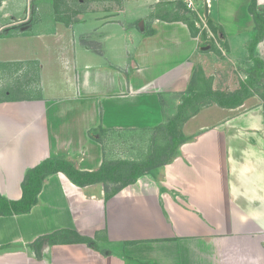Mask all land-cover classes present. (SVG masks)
<instances>
[{
    "label": "crops",
    "instance_id": "0c3cea01",
    "mask_svg": "<svg viewBox=\"0 0 264 264\" xmlns=\"http://www.w3.org/2000/svg\"><path fill=\"white\" fill-rule=\"evenodd\" d=\"M30 1L0 0V39L22 40L0 44L8 200L44 159L82 171L139 161L169 141L168 123L221 54L243 69L264 60L251 0H201L202 28L182 0H36L27 11ZM255 4L264 21V0ZM208 109L214 117L197 121ZM177 128L172 159L108 198L102 182L48 175L28 211L0 214V264H264V98L209 102Z\"/></svg>",
    "mask_w": 264,
    "mask_h": 264
},
{
    "label": "trees",
    "instance_id": "16d2710c",
    "mask_svg": "<svg viewBox=\"0 0 264 264\" xmlns=\"http://www.w3.org/2000/svg\"><path fill=\"white\" fill-rule=\"evenodd\" d=\"M249 9L256 20L263 25L261 31L264 30V21L262 19L263 13L256 10L255 0H251ZM187 10V9H186ZM188 12V10H187ZM192 27L191 23H188ZM259 24V23H258ZM257 24V25H258ZM260 37L254 40L256 43ZM256 66L249 74V79L261 80L264 73V60L255 59ZM260 73H262L260 75ZM199 89V88H198ZM203 89V88H202ZM191 89L186 94L181 102L178 113L174 116L167 125V135L169 141L154 147L139 161L130 160H111L104 162L97 170L94 171H82L78 169L70 160L65 158H49L42 160L36 166L30 168L22 182V197L18 200H8L0 196V214L21 213L28 211L33 204L36 203L37 195L41 190L44 179L55 172H63L73 183L83 186L91 183L102 182L104 184L105 196L110 197L116 193L122 187L135 181L140 175L152 171L154 168L163 165L170 161L173 157L175 147L185 139L183 134L178 131L177 126L182 124L191 115L197 113L200 108L210 101H215L222 107H235L242 104L244 97H240L238 92H232L226 94L214 92L203 93V90ZM190 108V112L188 110ZM182 138L181 140L178 137ZM57 234H49L40 236L35 243L41 245V242L54 239ZM76 240L86 242L93 245L94 242L86 237L76 235Z\"/></svg>",
    "mask_w": 264,
    "mask_h": 264
},
{
    "label": "rangeland",
    "instance_id": "374dc122",
    "mask_svg": "<svg viewBox=\"0 0 264 264\" xmlns=\"http://www.w3.org/2000/svg\"><path fill=\"white\" fill-rule=\"evenodd\" d=\"M30 1V0H29ZM72 3V2H71ZM98 3V2H95ZM36 4V0H31L28 4L27 2V11L30 8H33L34 5ZM45 3H42V5H44ZM88 4V3H86ZM73 6H78V1L75 0L72 3ZM81 8V7H79ZM188 10V9H187ZM188 12L191 13V17H189V19L194 20V21H198V27L202 28L204 27L202 20L204 19L203 14H201V9H200V16L197 15L194 12H191L188 10ZM35 15V13H32L31 16L33 17ZM190 15V14H189ZM88 17H90L88 15ZM35 19V17H34ZM205 20V19H204ZM91 23V22H90ZM89 24V21H86V26ZM210 30L208 29V33ZM214 33V32H213ZM214 37L217 36L215 33L213 34ZM1 37V34H0ZM212 37V35L210 36ZM212 37V38H214ZM219 37V35H218ZM211 38V39H212ZM215 39V38H214ZM80 43H82V40H80ZM0 44H2L3 47H10V44H16L19 47L22 48V40H7L5 41L4 39H0ZM221 41L218 40L216 46H220V52L221 50ZM224 56L221 54V56L219 57L220 60V64L221 67L217 70H215V68L213 67L212 69H214L213 71V76L209 79H205L204 81H206V83H201L200 85H196L194 86L193 89L195 90H203V93H207V92H214L215 96H217V93H222V95H226L232 92H238L240 97H244L247 96L248 93L250 94L247 97H244L243 102L245 101V99H247L248 97H253L255 102L258 100H263L264 98V73L262 76L261 80H256V79H249V74L252 71V69L256 66V62L253 61L252 65L246 69L243 68H239V67H234L231 64H227L228 61L225 60V58H223ZM243 69V70H242ZM262 73H260L261 75ZM199 88V89H198ZM2 95V94H1ZM18 94H11V96H16ZM213 102V101H210ZM242 102V103H243ZM253 102V101H252ZM215 103V101L213 102ZM217 104V103H216ZM189 112L191 111L190 108H188ZM211 112H213V110L208 109L205 111H202L200 117H198L197 121H201V120H211L214 116L211 114ZM189 119V118H188ZM195 121V122H197ZM144 159L141 158L140 160ZM132 161V160H130ZM136 161V160H134Z\"/></svg>",
    "mask_w": 264,
    "mask_h": 264
},
{
    "label": "built area",
    "instance_id": "2783aa9c",
    "mask_svg": "<svg viewBox=\"0 0 264 264\" xmlns=\"http://www.w3.org/2000/svg\"><path fill=\"white\" fill-rule=\"evenodd\" d=\"M182 1L185 4L186 9H188L189 11L194 12L200 16V9H201V14H203L202 8L204 6H203L201 0H182ZM201 20H203V19H201Z\"/></svg>",
    "mask_w": 264,
    "mask_h": 264
},
{
    "label": "water",
    "instance_id": "95a60500",
    "mask_svg": "<svg viewBox=\"0 0 264 264\" xmlns=\"http://www.w3.org/2000/svg\"><path fill=\"white\" fill-rule=\"evenodd\" d=\"M204 14L205 16L208 14V7L206 3L204 4Z\"/></svg>",
    "mask_w": 264,
    "mask_h": 264
}]
</instances>
